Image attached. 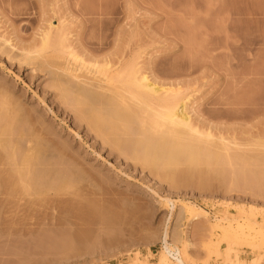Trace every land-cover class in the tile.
Returning a JSON list of instances; mask_svg holds the SVG:
<instances>
[{
    "label": "rangeland",
    "instance_id": "rangeland-1",
    "mask_svg": "<svg viewBox=\"0 0 264 264\" xmlns=\"http://www.w3.org/2000/svg\"><path fill=\"white\" fill-rule=\"evenodd\" d=\"M49 22L90 59L139 55L238 159L216 139L184 179L135 166L27 54ZM0 36V205L17 209L0 211V264H160L166 233L186 264H264V0H0ZM238 222L237 239L219 229Z\"/></svg>",
    "mask_w": 264,
    "mask_h": 264
},
{
    "label": "bare ground",
    "instance_id": "bare-ground-1",
    "mask_svg": "<svg viewBox=\"0 0 264 264\" xmlns=\"http://www.w3.org/2000/svg\"><path fill=\"white\" fill-rule=\"evenodd\" d=\"M49 23L48 28L41 33L40 40L34 50L27 51V54H32V59H43V63L46 65L49 74L54 75L57 81H62V85H60L63 86L64 89L68 86L65 90L67 91L69 89L67 92H70L69 94L73 96L74 100H71L72 97L70 95L67 96L68 93L62 87V91L64 90L63 93H66L65 97L67 96V101L71 100L70 102H73L72 105H74V103L78 102H74L75 99L79 98L83 103H80L79 100L78 104L82 105H80L81 109H78H80L81 113H83V110L85 113L86 110L87 113L84 114V116L86 115L87 119L89 122L91 121L90 123L92 124L90 125L86 119V123L90 125L89 129L91 126L99 128L100 134L96 133L97 135L99 134V136L101 135V137L105 134L103 139L106 135L110 134L112 137L109 136L108 139L106 136L107 140L104 139V142L106 141V144L110 146L114 144L112 147L127 160L133 161L135 166L148 169L151 168V171H155L153 168H156V170L160 169L161 172L158 171L157 173L160 174L161 177L163 176L161 173L168 171L172 179L174 175H184L183 172L171 174V171L175 170L177 172L176 168H180L179 171H182L181 165L183 161H186V163H193L195 166V163L198 165L201 160L204 161L202 155L206 152L205 150H209L207 151L209 154L216 150V153L221 150L219 146H225V149L228 147L227 151L229 153L230 145L228 144L232 141L229 140L230 142L226 141L225 143V137L214 136L209 128L208 130L205 129L206 131L201 129L202 127L200 128V125L194 122L188 114V104L185 101V97L181 96V86H175L176 84L173 86L171 83H169L171 85L168 84L169 86L164 85L162 87L154 85L156 83L150 81L147 71L143 69L141 65L139 55L124 59L122 58V54H114L119 56V58L117 57L118 61L116 56L115 58L109 57L111 60L109 58H104L102 60H100V58L90 59L89 56H87V52H80L78 48L75 49L77 47L76 44L70 43L71 40H69V36L67 37L66 32L63 31V27L55 25L53 22ZM0 40L4 43L8 42L4 36H0ZM83 53H85L86 56ZM88 58L90 60H86ZM83 69L85 71L90 69L88 72L89 75L83 73ZM75 105H77V103ZM85 105H87V108ZM83 118L85 119L86 117ZM96 128H94V130ZM216 139L217 141L219 140V143L217 144V141L216 143L214 142L216 146L214 145L213 147L210 142L213 144V141ZM232 143L235 144V142ZM217 146L220 149H218V151L215 148ZM212 147V150H214L213 152L211 150ZM196 151L198 153L204 151L202 154L200 153L203 158L201 157L197 160L199 156H197L198 153ZM207 152L206 156L204 155L205 157L208 156ZM215 153V157L218 158L221 151L217 154L218 156H216ZM228 153L227 156L222 153V156L220 155L219 158L222 157V160H224V157L226 159L227 157L229 158L230 156ZM229 154H231V156L234 154L235 159H238L237 153ZM241 154L239 153L238 156ZM211 156L212 154L210 157ZM243 156L244 158L246 157L242 155V159ZM255 156L257 155L249 156L245 159L250 162L264 159V155L262 154L260 155L262 159L259 155L257 159H252V157L256 158ZM196 157L197 159H195ZM234 157L230 158L234 159ZM191 159H193V161ZM242 159L240 160L244 165L250 163L248 162L245 164L246 161L244 160V162ZM28 160L30 161V159ZM196 160L197 162H195ZM190 168H187V172H189V174L187 173L188 176L190 173L192 174V172H190L192 168L191 170ZM163 170L166 171L162 172ZM165 176L166 174L163 178L167 177ZM185 176L179 177V180L180 178L184 179ZM176 178L177 177H175V179ZM8 207L10 206H4L3 208V206L0 205V211H2L3 208L2 213L4 211L7 212L6 209ZM10 209H13L12 213L15 212L14 214L17 215V209L14 211V208L10 207L8 211ZM188 210L191 211L194 218L200 214L196 213L195 209L192 207H188ZM12 213L10 212L8 216L15 217ZM4 214L6 213L4 212ZM0 216L2 218L1 213ZM6 216L5 218L8 217ZM258 226H260V224ZM219 229L223 231L224 234L237 239L245 234L246 226L238 222L236 226L229 223ZM260 230L262 229H258V232H261ZM259 234L263 235L261 236L262 238L264 237L262 232ZM262 238L261 246L264 245ZM188 245L189 240L183 238L180 247H173L168 243L166 233L160 264H169L170 259H174L178 264H186Z\"/></svg>",
    "mask_w": 264,
    "mask_h": 264
}]
</instances>
